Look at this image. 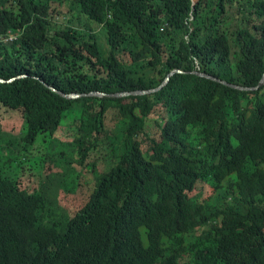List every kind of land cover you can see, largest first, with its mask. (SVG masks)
Wrapping results in <instances>:
<instances>
[{"label": "trees", "instance_id": "16d2710c", "mask_svg": "<svg viewBox=\"0 0 264 264\" xmlns=\"http://www.w3.org/2000/svg\"><path fill=\"white\" fill-rule=\"evenodd\" d=\"M195 73L262 82L264 0H0V264H264V86Z\"/></svg>", "mask_w": 264, "mask_h": 264}, {"label": "rangeland", "instance_id": "374dc122", "mask_svg": "<svg viewBox=\"0 0 264 264\" xmlns=\"http://www.w3.org/2000/svg\"><path fill=\"white\" fill-rule=\"evenodd\" d=\"M198 0H195V3L197 2ZM57 3H59L60 4V2H58V1H56ZM72 7V4L71 3H64V4H62L61 5V9L63 10V11H68L69 10V8H71ZM75 16L76 15V13L75 12H73V13H71V15H69V17H71V16ZM99 35H100V40H101V43H102V45H104L105 46V48H106V46H107V41H106V39H105V36L103 35V33L100 31L99 32ZM1 107V106H0ZM2 108V107H1ZM3 110H6L5 108H2ZM3 110H0V113H2V114H4L3 113ZM21 119H19V116L17 117V116H15V117H13V118H11V119H4L3 120V123H4V128H3V130L4 131H6V132H9V133H12V134H14L13 132V130H20V128H21V121H20ZM6 159H8V158H6ZM5 159H2V160H0V162H1V167H3V168H5V169H7L8 167H9V165H11V164H8V163H5ZM6 165V166H5ZM59 166V165H58ZM16 166H14L13 168H15ZM2 168V169H3ZM53 172L54 173H57L56 174V176H55V178H54V180L53 181H55L56 179H60V180H62L63 181V176H64V174H66V170H63V168H61L60 167V169H54L53 170ZM79 173H80V171H79V169L78 168H74V170L73 171H68V174H69V176H73L74 177V179H79ZM36 174H38V173H36ZM86 176H88V178H90L91 176H93V174H89V172H86ZM35 178H36V180L37 181H39V180H41L43 177H45V174L43 175V176H41V175H38V176H34ZM56 192H55V198H56V200L58 201V203H59V205H60V208H63L64 210H67L68 212L70 211H73V210H77L78 209V207L80 206V203H79V197H77V195H76V193H74V194H68V193H66L63 189H62V187L60 188V186L58 187V189L57 190H55Z\"/></svg>", "mask_w": 264, "mask_h": 264}, {"label": "water", "instance_id": "95a60500", "mask_svg": "<svg viewBox=\"0 0 264 264\" xmlns=\"http://www.w3.org/2000/svg\"><path fill=\"white\" fill-rule=\"evenodd\" d=\"M176 74H184L183 71H180V70H176L174 71L169 77L168 79L166 80V82L164 84H162L160 87L158 88H155V89H150V90H139V91H134V92H123V93H119V92H116V93H112L110 95H113V96H117V98H124V97H130V96H144V95H149V94H152V93H155V92H158L160 91L161 89H163L167 84L170 83L171 79L176 75ZM196 75H198L199 77H203V78H207V79H210V80H213L215 82H218V83H221V84H225V85H228L232 88H235V89H239V90H243V91H257V90H260L263 86H264V78L262 80V82L256 86V87H244V86H240V85H237V84H230L226 81H223V80H220L216 77H213L211 75H207V74H203V73H195ZM15 80H10V81H4V80H1L0 79V83L1 84H6V83H12L14 82ZM48 86V85H47ZM49 88L52 90V91H55V92H58L60 93L62 96L68 98V99H77L79 97H82V96H88V95H106L107 93L105 92H100V91H93V92H89V93H73V94H66L64 92H59L57 89L53 88V87H50Z\"/></svg>", "mask_w": 264, "mask_h": 264}, {"label": "built area", "instance_id": "2783aa9c", "mask_svg": "<svg viewBox=\"0 0 264 264\" xmlns=\"http://www.w3.org/2000/svg\"><path fill=\"white\" fill-rule=\"evenodd\" d=\"M10 40L12 41L13 40V37Z\"/></svg>", "mask_w": 264, "mask_h": 264}, {"label": "bare ground", "instance_id": "6f19581e", "mask_svg": "<svg viewBox=\"0 0 264 264\" xmlns=\"http://www.w3.org/2000/svg\"><path fill=\"white\" fill-rule=\"evenodd\" d=\"M61 225V224H60Z\"/></svg>", "mask_w": 264, "mask_h": 264}]
</instances>
